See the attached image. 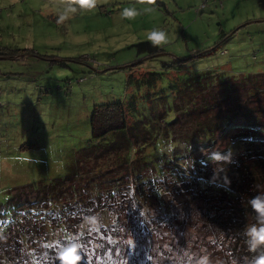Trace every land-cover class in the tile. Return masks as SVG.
<instances>
[{
    "label": "rangeland",
    "instance_id": "rangeland-1",
    "mask_svg": "<svg viewBox=\"0 0 264 264\" xmlns=\"http://www.w3.org/2000/svg\"><path fill=\"white\" fill-rule=\"evenodd\" d=\"M66 2L69 0H0V200L3 201L5 191L13 187L62 178L71 158L91 139L89 117L93 105L113 100L127 103L138 93L141 95L135 96L139 106L136 115L147 106L143 119L149 123L147 129L151 136H159L150 142V137L139 134L136 144L139 155L149 157L150 162L143 165L139 164L140 160L135 161L141 167L138 174L149 176L154 171L151 162L157 161L163 169V177L169 178V167L177 163L176 167L190 176L193 185L196 180L191 177L202 175L193 167L192 160L189 162L193 152L190 149L187 152L181 142L174 143L173 134L165 133L166 121L176 112L168 106L166 97L158 96L157 89L150 90L153 95L156 93L155 98L142 96L148 88L142 85L137 88L127 82V77L131 73L144 78L146 71L160 72L162 81L157 88L163 91V77L182 84L190 76L208 73L219 79L234 76L235 82L240 84L243 82L239 77L263 73L264 0H97L94 12L57 24L52 6ZM123 6L151 10L125 20L117 15ZM157 26L164 27L170 36L164 46L150 45L145 39L147 31ZM215 45V51H210ZM196 51L202 54L196 56L193 54ZM257 76V83L263 88L264 75ZM175 94L171 93V97ZM262 95L258 97L260 103L264 101ZM186 100L189 99L186 97ZM175 126L172 131L178 138L180 131L183 132L182 124ZM260 135L264 136V131ZM226 138L218 140L216 145L220 149L228 143L229 138ZM144 142L148 144L142 146ZM170 144L173 147L169 150ZM250 148L245 151L241 148L235 155L252 156L257 150ZM179 154L182 155L175 157ZM248 158L251 160L247 165L256 162ZM262 162L264 160L257 159V163ZM121 167L124 170V166ZM95 168L97 166L89 165L83 169ZM249 168L252 171L253 164ZM256 172H252V177L245 173L244 180L259 185L263 191L264 176ZM79 173L80 177L70 178L73 184L66 191L69 198L75 197L81 188L90 195L97 185L103 198L109 197L105 193L115 186L121 189L117 194L125 192L130 186L134 188L132 181L137 175L120 173L113 184L110 175ZM84 174L86 176H82ZM84 178L88 179L87 186L78 188ZM250 191L254 192V188ZM133 192L135 199L138 198L136 190ZM146 193L149 197L147 190ZM121 197L115 195L112 199ZM21 218L30 219L16 212L10 220L20 221ZM2 226L0 220V231ZM197 232L194 224L175 237L163 232L158 243L155 233L143 239L133 234L141 244L132 239L134 252L129 251V254L134 257L118 264H151L146 249H150V255H155L157 246L159 251L171 255L164 248L168 244L175 251V244L168 243L170 237L178 238V244L184 240L188 248L195 243ZM210 239L206 237L198 245L201 244L217 264L222 261L217 252L229 254L231 243L223 242L222 247L217 248ZM139 250H142L140 257L136 256ZM164 264L170 261L165 259Z\"/></svg>",
    "mask_w": 264,
    "mask_h": 264
},
{
    "label": "trees",
    "instance_id": "trees-1",
    "mask_svg": "<svg viewBox=\"0 0 264 264\" xmlns=\"http://www.w3.org/2000/svg\"><path fill=\"white\" fill-rule=\"evenodd\" d=\"M216 48L215 45L210 51ZM221 53L226 54L227 51ZM193 54L199 56L202 53L196 51ZM178 61L181 60L175 62ZM144 74V78H137L130 73L127 82L134 83L137 88L146 86L148 91L142 96L155 98L154 95L159 92L158 96L167 98L168 106L176 114L166 121L165 133L173 134L174 143L181 142L187 147V152L188 149L193 152L189 162L194 161V166L202 175L191 177L196 180L191 185L190 176L180 167L178 169L177 163L173 164L172 160H168L173 164L167 172L169 178L163 177V169L157 161L151 162L154 171L149 176L138 174L141 167L135 161L140 160L142 163L139 164L143 165L150 162L149 157L139 155V148L136 147L139 134L150 137V142L159 137L157 134L151 136L147 129L149 123L143 119L148 111L147 106L136 115L139 106L136 105L135 96L141 94H133L127 103L120 100L96 103L89 117L91 139L71 158L62 178L51 182H29L5 191V199L0 200V220L3 223L0 231V264H41L47 261L50 264H68L71 253L61 252V249L73 241L82 245L77 248L81 257L77 264H118L121 260L127 263L134 257L129 254V251L134 252L132 243L127 242L129 238L136 240L133 234L137 239H143L155 233L157 242L163 232L175 237L193 224L198 236L189 249L196 252L204 249L198 242L206 237L211 238L217 248H221L223 242L231 243L229 254L217 252V257L222 260L217 264H233L234 259L236 264H247L250 258L264 251V246L253 252L247 245V228L258 224L261 219L248 201L261 190L259 185L244 180L245 173L252 177L254 171L264 176V163H257V159L264 160V136L260 135L264 131V101L260 103L258 98L263 94L261 99H264V87H259L257 83V75H264V72L239 77L243 82L240 84L235 82L237 79L234 76L219 79L208 73L190 76L182 84L163 77V91L157 88L162 81L160 72L146 71ZM152 89L158 91L153 95ZM174 92L175 96L171 97ZM176 123L182 124L183 131H180L178 138L172 131ZM226 137L229 138L228 143L220 149L216 144ZM146 144L144 142L142 146ZM251 146L258 153L248 155L256 162L247 165L251 159L236 156L235 153L241 148L251 150ZM202 147L207 151L231 147L236 163L226 166L213 162L202 164ZM131 152H135L134 155ZM252 164L251 171L249 166ZM89 165L97 168L84 171L83 168ZM79 172L110 175L113 184L120 173L127 175L135 172L137 175L132 181L134 188L130 186V189L117 194L121 189L115 186L105 193L109 197L104 198L98 185L94 193H85L81 187L87 186L85 183L88 179L84 178L78 185L81 189L76 196L69 198L66 191L73 184L70 178L76 175L80 177ZM226 178L230 184L226 183ZM134 184L139 188L136 189ZM251 187L254 192L250 191ZM229 188L231 191L227 190ZM262 188L264 191V185ZM134 190L139 194L136 199ZM115 195L122 197L112 199ZM16 212L30 219L23 221L21 218L20 221L11 222V216ZM93 212L103 217V224L98 229L85 227L82 222L85 215ZM173 237L168 239V243L172 241L175 244V251L186 247L184 240L178 244V238ZM136 241L141 244L139 240ZM139 252L142 250L136 256L140 257ZM150 254V249H146V255ZM76 259L73 258L72 264Z\"/></svg>",
    "mask_w": 264,
    "mask_h": 264
},
{
    "label": "clouds",
    "instance_id": "clouds-1",
    "mask_svg": "<svg viewBox=\"0 0 264 264\" xmlns=\"http://www.w3.org/2000/svg\"><path fill=\"white\" fill-rule=\"evenodd\" d=\"M97 8V0H69V2L63 4H56L52 6L54 14L56 16V23L62 24L65 21L71 20L76 15H86L92 13ZM150 8H137L136 6H123L118 10L117 15L121 19L131 20L136 16L140 15L142 12L150 11ZM145 39L150 42V45L154 46H164L168 43L170 36L164 27H153L147 31ZM173 145H169V150ZM203 158L201 163L213 162L222 163L223 165H228L236 163L234 159V152L231 147L226 150L214 149L207 151L203 147L200 149ZM195 162L193 161V167ZM226 183L230 184V181L226 178ZM231 191V189H227ZM248 203L254 210V213L258 218H261L258 224H254L247 228L246 235L247 245L250 251L255 252L261 246H264V191H257L255 195L251 196ZM83 225L85 227H90L93 229H98L103 224V217L100 213L93 212L91 214L85 215L83 217ZM129 244L132 243L131 238L127 241ZM79 247L78 243L75 241L69 243L67 246L61 249V252H70L68 264H72L73 258L77 261L81 259L80 254L77 252ZM164 248L171 252V255H166L163 251H156L155 255H149L147 259L151 264H164V260L170 261V264H214V261L210 258V254L201 249L199 252L193 251L187 247L181 248L177 251H173L170 245L165 244ZM233 264H236L235 259ZM247 264H264V251L260 254L255 255L247 261Z\"/></svg>",
    "mask_w": 264,
    "mask_h": 264
}]
</instances>
